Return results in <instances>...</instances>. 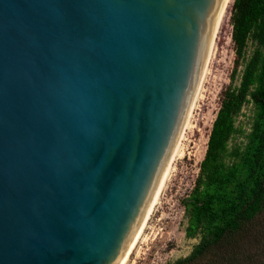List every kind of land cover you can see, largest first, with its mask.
<instances>
[{"label":"water","instance_id":"1","mask_svg":"<svg viewBox=\"0 0 264 264\" xmlns=\"http://www.w3.org/2000/svg\"><path fill=\"white\" fill-rule=\"evenodd\" d=\"M224 1L0 0V264H119Z\"/></svg>","mask_w":264,"mask_h":264},{"label":"trees","instance_id":"2","mask_svg":"<svg viewBox=\"0 0 264 264\" xmlns=\"http://www.w3.org/2000/svg\"><path fill=\"white\" fill-rule=\"evenodd\" d=\"M229 10L231 80L195 185L182 199L186 236L198 241L164 264H264V0H233Z\"/></svg>","mask_w":264,"mask_h":264},{"label":"rangeland","instance_id":"3","mask_svg":"<svg viewBox=\"0 0 264 264\" xmlns=\"http://www.w3.org/2000/svg\"><path fill=\"white\" fill-rule=\"evenodd\" d=\"M232 1H229L218 29L181 149L172 163L170 175L144 234L127 264H164L174 261L188 255L198 241L186 236L187 219L184 217L182 199L188 196L195 185L212 125L221 105L222 93L231 80L235 60L229 10ZM251 114L252 106L248 105L243 109L239 121L247 124Z\"/></svg>","mask_w":264,"mask_h":264},{"label":"bare ground","instance_id":"4","mask_svg":"<svg viewBox=\"0 0 264 264\" xmlns=\"http://www.w3.org/2000/svg\"><path fill=\"white\" fill-rule=\"evenodd\" d=\"M230 0H225L224 1V4H223V7H222V10L220 12V15H219V18H218V21L216 23V26H215V29H214V32H213V36H212V39H211V43H210V46H209V50H208V53H207V57H206V60H205V64H204V67H203V71H202V74H201V78H200V81H199V85H198V88H197V92L195 94V97H194V100L192 102V105H191V108L189 110V113H188V116L186 118V121L184 123V126H183V129L181 131V134H180V137L178 139V142H177V145L175 147V150H174V153L172 155V158H171V161L169 163V166H168V169L166 171V174L147 210V213L141 223V225L139 226L136 234L134 235L131 243L129 244V248L127 249V251L125 252V254L123 255L122 259L120 260L119 264H127L128 260H129V257H130V254L132 253V251L136 248L138 242L140 241V239L142 238L143 234H144V229L146 228L147 224H148V220L153 212V209H154V206L159 202V199H160V196H161V193L165 187V184L168 180V177L170 175V172H171V168H172V163L174 161V159L178 156L179 154V151H180V147H181V143H182V139L184 138V132L186 130V128L189 126V120H190V117H191V113H192V110L193 108L195 107V104L197 102V98L199 96V92H200V89H201V85H202V82H203V79H204V76L207 72V65H208V59H209V56L211 54V50L214 46V43H215V38H216V35H217V32H218V29L221 25V22H222V19H223V16H224V13H225V10H226V7L228 5Z\"/></svg>","mask_w":264,"mask_h":264}]
</instances>
